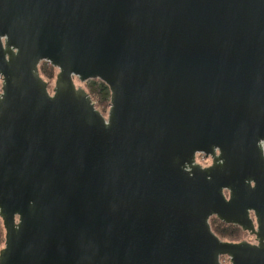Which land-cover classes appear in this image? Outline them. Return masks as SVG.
<instances>
[{
    "label": "water",
    "instance_id": "95a60500",
    "mask_svg": "<svg viewBox=\"0 0 264 264\" xmlns=\"http://www.w3.org/2000/svg\"><path fill=\"white\" fill-rule=\"evenodd\" d=\"M0 80V264H264V0H0Z\"/></svg>",
    "mask_w": 264,
    "mask_h": 264
},
{
    "label": "trees",
    "instance_id": "16d2710c",
    "mask_svg": "<svg viewBox=\"0 0 264 264\" xmlns=\"http://www.w3.org/2000/svg\"><path fill=\"white\" fill-rule=\"evenodd\" d=\"M40 77L48 83V85L55 80L56 69L46 62H41L38 66ZM82 88L89 95L95 109L103 116L107 114L110 102V93L108 87L99 80H90L82 84ZM209 226L213 234L221 241L237 243L243 240L247 233L243 232L239 227L234 225H227L216 218L209 219ZM4 243V231L0 221V249ZM221 264H228L226 257L220 258Z\"/></svg>",
    "mask_w": 264,
    "mask_h": 264
},
{
    "label": "rangeland",
    "instance_id": "374dc122",
    "mask_svg": "<svg viewBox=\"0 0 264 264\" xmlns=\"http://www.w3.org/2000/svg\"><path fill=\"white\" fill-rule=\"evenodd\" d=\"M74 82H75V85H76V86H80V87H82V84L79 83L76 79L74 80ZM53 83H54V81L51 82V83L48 85V90H49L50 93H51V90H52V87H53ZM0 86H1V80H0ZM105 117H106V115H105ZM209 161H210V160H209L208 158H207V159H203V158H202V155H197V156H196V162H197L198 164L204 165V164L209 163ZM243 240H244V241H247V242H249V243H253V242H254V237L251 236V235H249V234L247 233V235L243 238ZM227 260H228V259H227Z\"/></svg>",
    "mask_w": 264,
    "mask_h": 264
},
{
    "label": "flooded vegetation",
    "instance_id": "af4514ba",
    "mask_svg": "<svg viewBox=\"0 0 264 264\" xmlns=\"http://www.w3.org/2000/svg\"><path fill=\"white\" fill-rule=\"evenodd\" d=\"M197 156V155H196ZM196 158V157H195ZM202 158L203 159H207V158H205L203 155H202ZM209 160H210V158H208ZM211 164V160L209 161V163H207V164H204V165H201L202 167H207V166H209Z\"/></svg>",
    "mask_w": 264,
    "mask_h": 264
}]
</instances>
